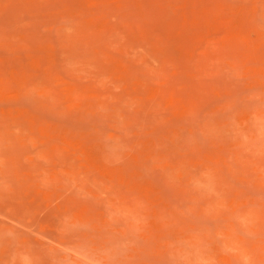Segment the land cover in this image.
I'll list each match as a JSON object with an SVG mask.
<instances>
[{
  "label": "rangeland",
  "instance_id": "rangeland-1",
  "mask_svg": "<svg viewBox=\"0 0 264 264\" xmlns=\"http://www.w3.org/2000/svg\"><path fill=\"white\" fill-rule=\"evenodd\" d=\"M0 264H264V0H0Z\"/></svg>",
  "mask_w": 264,
  "mask_h": 264
}]
</instances>
